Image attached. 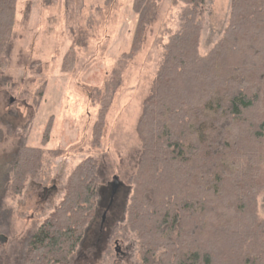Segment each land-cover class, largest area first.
Returning <instances> with one entry per match:
<instances>
[{
    "label": "trees",
    "instance_id": "obj_1",
    "mask_svg": "<svg viewBox=\"0 0 264 264\" xmlns=\"http://www.w3.org/2000/svg\"><path fill=\"white\" fill-rule=\"evenodd\" d=\"M182 1L180 29L164 45L136 123L141 149L127 229L138 235L144 264H264V217L258 213L264 191V0H231L228 26L205 55L206 0ZM18 6L19 0H0L1 68ZM132 9L137 22L124 59L140 51L159 0H134ZM67 61L65 67L73 65ZM42 146L21 142L0 161V198L6 179L8 190L23 191L42 166ZM98 180L95 158L74 168L65 196L29 237L20 264L70 263L95 217Z\"/></svg>",
    "mask_w": 264,
    "mask_h": 264
},
{
    "label": "rangeland",
    "instance_id": "obj_2",
    "mask_svg": "<svg viewBox=\"0 0 264 264\" xmlns=\"http://www.w3.org/2000/svg\"><path fill=\"white\" fill-rule=\"evenodd\" d=\"M133 1L19 0L18 21L0 67V161L13 156L21 142L42 146L53 121L41 168L28 176L19 194L8 190L9 179L3 185L0 264L21 263L29 237L62 201L71 173L88 157L95 158L98 169L96 213L69 264H144L138 235L127 229L126 220L141 149L136 123L164 45L180 29L184 2L159 0L157 20L140 51L124 59L137 22ZM230 5L231 0H206L202 55L222 38ZM66 61L73 65L65 67ZM101 116V137L95 142ZM114 176L120 186L111 195ZM258 213L264 217V191Z\"/></svg>",
    "mask_w": 264,
    "mask_h": 264
},
{
    "label": "flooded vegetation",
    "instance_id": "obj_3",
    "mask_svg": "<svg viewBox=\"0 0 264 264\" xmlns=\"http://www.w3.org/2000/svg\"><path fill=\"white\" fill-rule=\"evenodd\" d=\"M111 183H112V182H111ZM110 187L112 188V184H110ZM44 189L47 190V189H49V188H46V187H45ZM111 200H112V199H111ZM110 206H111V203L107 206V209L110 208ZM106 215H107V210H105L104 213L102 214L101 229H102L103 224H104V222H105ZM117 243H118V240L116 239V240H115V244H117ZM116 250H118V248H116Z\"/></svg>",
    "mask_w": 264,
    "mask_h": 264
},
{
    "label": "water",
    "instance_id": "obj_4",
    "mask_svg": "<svg viewBox=\"0 0 264 264\" xmlns=\"http://www.w3.org/2000/svg\"><path fill=\"white\" fill-rule=\"evenodd\" d=\"M112 188H111V190H112V192H111V195L113 194V192H115L116 191V189L120 186V182H119V180H118V177L117 176H114V179H113V181H112Z\"/></svg>",
    "mask_w": 264,
    "mask_h": 264
}]
</instances>
